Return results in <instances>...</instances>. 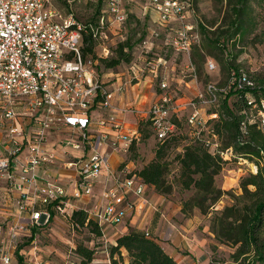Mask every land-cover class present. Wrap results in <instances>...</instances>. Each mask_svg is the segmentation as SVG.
Wrapping results in <instances>:
<instances>
[{
  "label": "built area",
  "instance_id": "1",
  "mask_svg": "<svg viewBox=\"0 0 264 264\" xmlns=\"http://www.w3.org/2000/svg\"><path fill=\"white\" fill-rule=\"evenodd\" d=\"M143 1L155 17L143 36L139 34L131 49L133 60L115 88L123 93L139 81L157 83V98L138 108L116 105L113 90L95 68L98 57L113 54L108 34L117 37L115 47L128 38L122 0H106L97 23L80 22L71 10L54 7L52 0H0V182L14 204L0 215V264H20L14 257L20 234L30 235L32 228L47 225L57 214L74 226L69 218L81 209L98 223L106 247L104 226L123 223L128 213L148 203L147 184L135 162L113 165L110 160L112 154L126 156L141 137V128L117 113L135 115L157 140H164L178 132L175 119L180 121L181 110L187 109L184 121L191 136L219 157L222 166L245 161L233 146H224L212 126L229 91L240 104L237 143H246L249 125L264 131L263 86L247 67L232 68L224 84L209 80L194 97L179 102L170 79L175 70L181 77H195V67L169 53L189 59L199 43L196 25L186 21L195 12L193 0ZM83 32L94 38L97 57H83ZM162 38L163 53L152 50ZM123 51L129 52L128 47ZM204 64L209 72L218 67L212 59Z\"/></svg>",
  "mask_w": 264,
  "mask_h": 264
},
{
  "label": "trees",
  "instance_id": "2",
  "mask_svg": "<svg viewBox=\"0 0 264 264\" xmlns=\"http://www.w3.org/2000/svg\"><path fill=\"white\" fill-rule=\"evenodd\" d=\"M222 1L226 3V11L222 15L221 25L226 27L217 28L219 36H227L230 39L238 34L240 41L243 42L258 24L256 17L252 14L251 0H218L223 3ZM252 1L259 2V5L264 3V0ZM103 2L105 4L106 0ZM100 10L99 7L97 16L91 22H98L97 20L105 12ZM230 28L232 31L229 33ZM141 35L143 36L142 33ZM82 37L83 57L88 55L97 57L94 52V38L89 32H83ZM260 37L264 38V32L261 31L260 34L248 40L253 43ZM216 43V39L206 38L201 47L202 51H196L192 61L199 71L205 55L213 56L220 65L221 76L225 75L224 82L219 81V83L224 84L228 80L231 69L241 65L235 63L234 58L224 60L226 48L215 45ZM133 46L128 33V38L117 44L115 57H98V60L105 67L116 66L123 60L129 59ZM123 47H128L129 52L123 51ZM260 85L263 86L260 90L263 95L264 82ZM239 108L240 104L235 100L234 91H229L221 101L217 120L212 123L214 131L223 139L225 147L233 146L244 159L255 164V172L250 171L240 177L239 192L217 186L216 178L222 168L221 159L212 156L191 136L190 127L181 126L177 119L175 121L179 127L178 132L167 139L157 140L152 159L138 170V174L143 182L153 186L157 193L170 194L173 191V185L181 191L190 190L191 194L180 200L182 214L188 216L197 209L201 215H209V230L214 235L216 244H224L233 249L229 256L235 264H264V131L256 125H249L247 141L239 145L236 140L239 133ZM140 124H143L142 121L139 122V127ZM145 124L148 127V124ZM173 162L177 165V175L171 183L167 177ZM224 196L228 197L227 202L220 209H214ZM69 221L77 227L86 226L95 237L101 236L98 223L88 218L83 209L74 211ZM35 231V228H32L28 241L33 240ZM121 249L127 252L128 264H178L164 251L155 238L146 236L144 232L135 229H128V232L117 236L115 244L108 250L109 264H124ZM74 252L79 257L75 264H91L95 255L93 248L83 244L77 245ZM20 261V264H23L22 258Z\"/></svg>",
  "mask_w": 264,
  "mask_h": 264
},
{
  "label": "rangeland",
  "instance_id": "3",
  "mask_svg": "<svg viewBox=\"0 0 264 264\" xmlns=\"http://www.w3.org/2000/svg\"><path fill=\"white\" fill-rule=\"evenodd\" d=\"M196 3L197 13L200 18H202L203 22L207 26H211L213 22L219 17V11L224 7V4L216 3L214 0H193ZM123 5L125 6L128 17H127V32L131 36L132 43L136 45L139 41V37L142 32H144L146 27H150L149 19L146 15L141 13L142 0H122ZM52 4L54 7H57L62 12H66L71 10L76 18L83 23L91 22L97 16V9L100 7L101 12L106 10V6L103 0H52ZM100 5V6H99ZM257 6V26L259 27L257 31V35L264 32V3L262 5ZM212 9L213 13L209 10ZM219 10V11H218ZM226 11V10H225ZM100 12V13H101ZM208 13V15H207ZM254 16V15H253ZM223 18V17H222ZM212 27V26H211ZM109 38L107 39V44L111 46L113 49V54L111 57L116 56L115 52V44L117 42V37L113 36L111 33L108 34ZM254 37V36H253ZM261 38V37H260ZM256 45L250 43L249 40H246L245 49L241 52L243 58L240 61L241 66L247 67L253 71L252 75L256 78L260 83L264 82V38L260 40ZM263 40V41H262ZM238 49V48H237ZM96 52L100 54V49ZM174 58H178L181 60L180 56H175L172 52L169 53ZM151 57L155 56L150 55ZM133 60L132 55L129 57L128 60H123L118 65L113 67H105L100 60H97L95 64V68H97V72L101 75L102 79L108 80L110 77L109 72L119 73L121 74L126 73L127 65ZM203 66L200 68V77H196L195 79L197 82L195 83L198 89H201L209 80L212 81H222L224 82L225 75L221 76V74H217L214 71L210 72L209 75L204 73V69L202 70ZM178 71H174V74H177ZM188 74V73H187ZM185 75L184 78L180 79H190L188 75ZM172 79V78H171ZM172 88L175 90L177 96H180L181 100L179 102H185L187 99L194 97L195 92H191V89H178L180 84L173 80ZM184 86V85H183ZM157 83L153 84V90H157ZM234 98V97H232ZM231 98V100H232ZM150 101H147V104ZM232 102V101H231ZM100 113V111H99ZM188 110H181L180 112V124L183 127L185 126L184 118ZM99 116L98 112H93L92 116ZM204 118H206L204 116ZM141 128V137L139 142L132 147L131 151L127 153L125 159H131L135 162L136 168L140 169L145 163L149 162L151 156L153 157L154 150L157 145V139L155 138L151 128L147 127L146 124H140ZM51 134V133H50ZM52 137L50 138L51 141H55L56 138H53L52 134L49 135ZM223 141V139H222ZM117 157L115 155L111 156L110 160L115 161ZM127 159V160H128ZM255 164L251 161L245 159V161L234 162V163H226L222 166L219 175L216 178L217 186L222 187L226 190H233L234 192H239L240 189L238 187V182L241 176L246 175L251 172H255ZM167 179L169 182L173 183L174 176L177 175V165L175 162L172 163L171 170L169 172ZM1 194V193H0ZM191 194V191H181L178 189L177 186L173 185V191L170 193L172 199L174 201H180L184 198H187ZM228 200L227 196H224L218 202V208L220 209ZM0 211L4 210V208H8L4 205L2 200V194L0 195ZM221 205V206H220ZM194 211V210H193ZM198 212V210H195ZM201 215V214H200ZM209 217V216H208ZM207 219V224L209 225V219ZM121 226L117 224L115 228ZM203 226L200 225L199 228L201 229ZM35 234L32 238V241H27L24 237L25 243L23 244V255H24V264H75L79 257L74 252L77 245H85L95 250L94 259L92 260L91 264H94L95 260L99 258L100 260L96 264H109V253L100 252L103 250V238L102 237H95L94 233H91L86 226H72L68 223L67 219H64L62 216L58 214L54 216L50 222L45 226H35ZM108 227L104 226L106 232L108 231ZM112 227H109L111 229ZM209 230V229H208ZM111 231L105 233V236L110 237L112 240L110 243L107 244L109 250L110 246L113 245L115 235L111 234ZM206 234V230L204 232ZM155 238L162 240L160 236L155 235ZM163 241V240H162ZM208 254L211 260V264H235L231 258L230 253L233 251L227 245L216 244L215 240L213 239L212 243L209 244L208 247Z\"/></svg>",
  "mask_w": 264,
  "mask_h": 264
},
{
  "label": "crops",
  "instance_id": "4",
  "mask_svg": "<svg viewBox=\"0 0 264 264\" xmlns=\"http://www.w3.org/2000/svg\"><path fill=\"white\" fill-rule=\"evenodd\" d=\"M143 1V0H142ZM216 3L224 4V7L220 9L221 11L217 12L219 13V17L217 18L211 26H207L202 18L198 16L196 3H194V13H190L187 15L186 21L191 22L196 25L198 33L201 35L199 43L197 45H194L192 47V51L190 54V58L187 59L186 56H184L180 61L182 64L187 62V60L190 61V63L195 67V77H192V75L187 74L188 77H191L190 79H180L184 78L181 77V73L178 71L177 74H174V81L178 82L180 84V87L178 89L184 88V89H191V92H197L198 89L196 86L197 80L196 77H200V71H197V67L192 61V57L194 56V53L196 51H202L201 47L204 45L206 38L211 40H217V43L215 45H218L220 47L226 48V52L224 55V60H231V58H234L235 63H240L242 60L241 52L242 49H245V43L246 40L250 39L254 35L257 34V31L259 27L257 26L253 32L249 35L247 39H245L243 42L240 41V37L238 34L233 35L230 39H228L227 36H219V30L217 28H225V26H222V15L226 9V3L225 1L218 2V0H214ZM252 14L257 19V6L259 5V2L252 1ZM210 12L213 13V10L210 9ZM141 13L143 15H146L148 19L150 20V26H151V20L155 17V13L153 10H151L150 4L144 1L142 3ZM208 15V13H207ZM177 25V24H176ZM221 25V26H220ZM147 28V27H146ZM145 28V29H146ZM145 31V30H144ZM232 31V28L229 29V33ZM263 38H260V40ZM258 38H256L255 43L253 45H256L259 41H257ZM263 41V40H262ZM238 48V49H237ZM152 50L157 51L158 53H163L164 51V42L163 38L158 39L153 46ZM204 50V49H203ZM132 54V53H131ZM206 59H212L216 62L218 67L214 71L217 74H221L220 72V65L218 64L217 60L213 58V56L206 54L204 61L201 63L203 68L202 70L207 75L210 74L209 71L206 69L205 60ZM241 65V64H239ZM179 68V66H178ZM126 73L121 74L122 77L119 76V73L109 72L110 77L108 80H103L105 83H108V87L113 90V101L116 103V105L123 107L124 105H134L138 108H142L150 104L152 101H154L157 97L158 90H153V83H150L148 80L139 81L138 84L129 85L126 87L123 93L116 92L115 88L116 85L120 83L121 80L125 77ZM184 85V86H183ZM194 93V94H195ZM182 98V97H181ZM180 98V99H181ZM147 101H150L147 104ZM119 117L125 118L126 122L133 125V126H139V119L131 114H121L117 113ZM140 128V127H139ZM115 155L117 159L115 161H112V164L115 165L120 161L126 160L125 157H119L116 154H112L111 156ZM153 155V154H152ZM110 156V158H111ZM128 159V158H127ZM152 159V156L149 158ZM129 160V159H128ZM65 182V181H63ZM146 195L148 198V203L143 207L142 210L137 212H130L127 214V216L124 218V222L121 223V226L117 229L115 226H112L111 229L109 227L107 228L108 231H111L112 235H115V239L113 244H115V240L118 235L128 232V229H135L138 231H145L147 230L153 238L157 236H160V238L163 240H159L158 238H155V240L161 244L164 251H166L171 257H173L174 260L178 262V264H211V260L208 254V247L209 244L212 243L214 239V235L210 232L209 225L207 224V217L209 215H200L199 211H195L197 209H194L192 213H190L188 216H184L181 212V201H174L170 194H161L157 193L156 190L151 185H146L145 187ZM0 193L2 194V200L4 202V205H6L8 208H4V210L0 211V215L6 214L12 210L14 207V204L10 198V195L8 194L7 189L4 187V184L0 182ZM0 194V195H1ZM1 203V202H0ZM221 206V205H220ZM56 216V215H55ZM1 219V217H0ZM202 225L203 227L200 229L199 226ZM45 226V225H40ZM206 230V234H204ZM108 231L106 233H108ZM31 236L30 235H19L18 236V244L16 249L14 250V257L19 262L22 258V262L24 264V253H23V247L25 241ZM109 236V235H108ZM107 236V243L106 247H103V250L100 252L106 253L108 249L107 244H112L110 241L112 240L110 237ZM24 237L26 240H24ZM28 241V240H27ZM122 255L124 256V264H128V256L127 252H125L124 249H121ZM100 259L97 258L94 264L98 263Z\"/></svg>",
  "mask_w": 264,
  "mask_h": 264
}]
</instances>
